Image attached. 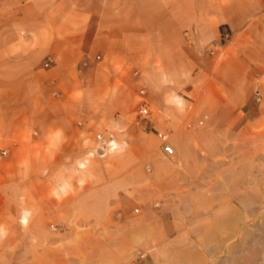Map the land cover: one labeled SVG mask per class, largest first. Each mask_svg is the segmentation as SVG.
I'll use <instances>...</instances> for the list:
<instances>
[{"label":"crops","instance_id":"0c3cea01","mask_svg":"<svg viewBox=\"0 0 264 264\" xmlns=\"http://www.w3.org/2000/svg\"><path fill=\"white\" fill-rule=\"evenodd\" d=\"M199 84L202 97H181ZM262 86L264 0H0V153L9 151L0 155V264L21 250L5 243L19 222L32 223L30 238L50 239L53 222L66 237L136 189L144 159L156 174L164 157H192L191 142L210 148L227 134L226 110L248 117L236 141L254 128L262 138ZM138 87L153 122L137 145L130 132L121 143L115 131L139 108ZM98 132L113 133L119 149L90 157ZM159 132L170 133L172 155ZM26 250L45 264H81L68 262V246Z\"/></svg>","mask_w":264,"mask_h":264},{"label":"rangeland","instance_id":"374dc122","mask_svg":"<svg viewBox=\"0 0 264 264\" xmlns=\"http://www.w3.org/2000/svg\"><path fill=\"white\" fill-rule=\"evenodd\" d=\"M203 86L181 97L185 101L202 97ZM258 90L261 99L254 96L259 104L264 101V86ZM238 112L225 111L227 134L216 133L210 148L202 140L194 148L191 142L186 150L194 149L192 157H164L166 166L156 174L144 159L139 168L145 175L141 174L136 189L125 191L126 198L110 201L107 210L100 207L92 220L67 227L66 237L60 238L58 223L53 222L50 239L30 238L27 231L32 223L19 222L17 237L6 238L5 243L21 250L3 255L6 261L45 264L42 254L27 253V246L42 251L44 246L62 245L72 249L68 262L75 258L81 264H264V133L258 138L253 136L257 128L249 129L243 141H236L235 132L248 118ZM127 119L129 125L115 132L121 143L123 134L130 132V144L137 145L140 131L145 133L140 126L153 120L139 119L137 103ZM260 130L264 132V127ZM79 160L75 162L80 167ZM33 257L39 259L32 261Z\"/></svg>","mask_w":264,"mask_h":264},{"label":"built area","instance_id":"2783aa9c","mask_svg":"<svg viewBox=\"0 0 264 264\" xmlns=\"http://www.w3.org/2000/svg\"><path fill=\"white\" fill-rule=\"evenodd\" d=\"M224 37L226 39L229 38L228 34H225ZM100 57L98 56L97 59ZM53 58L51 56H48L44 61V67L49 68L51 67L53 63ZM145 90H140L139 94L143 97V100L138 108V116L140 120L144 119H151L155 114V109L152 107V105L144 98L145 96ZM256 97L257 100L261 99V90L256 91ZM158 137L162 141V145L164 147V151L167 154L172 155L174 153L173 147L169 144V132H159ZM96 147L89 152L90 157H100L104 158L107 155L111 154L112 152H115L119 149V142L116 138V136L111 132H98L96 133ZM9 151L7 149H3L0 153L1 156L6 157L8 155Z\"/></svg>","mask_w":264,"mask_h":264},{"label":"bare ground","instance_id":"6f19581e","mask_svg":"<svg viewBox=\"0 0 264 264\" xmlns=\"http://www.w3.org/2000/svg\"><path fill=\"white\" fill-rule=\"evenodd\" d=\"M26 217H27V216H26ZM26 217H25V218H26Z\"/></svg>","mask_w":264,"mask_h":264}]
</instances>
